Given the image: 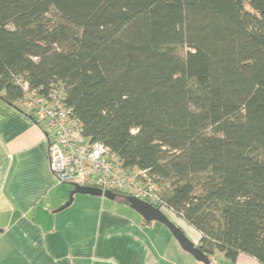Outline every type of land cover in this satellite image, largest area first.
I'll return each instance as SVG.
<instances>
[{"label":"trees","instance_id":"trees-1","mask_svg":"<svg viewBox=\"0 0 264 264\" xmlns=\"http://www.w3.org/2000/svg\"><path fill=\"white\" fill-rule=\"evenodd\" d=\"M23 82L148 171L210 263L264 264V0H0V98L25 111Z\"/></svg>","mask_w":264,"mask_h":264},{"label":"crops","instance_id":"crops-1","mask_svg":"<svg viewBox=\"0 0 264 264\" xmlns=\"http://www.w3.org/2000/svg\"><path fill=\"white\" fill-rule=\"evenodd\" d=\"M29 113L0 98V264H205L130 205L85 193L67 205L75 186L53 174ZM170 215L197 245L199 231ZM210 264L262 263L217 252Z\"/></svg>","mask_w":264,"mask_h":264},{"label":"built area","instance_id":"built-area-1","mask_svg":"<svg viewBox=\"0 0 264 264\" xmlns=\"http://www.w3.org/2000/svg\"><path fill=\"white\" fill-rule=\"evenodd\" d=\"M22 85V104L34 114L45 133L50 166L60 182L123 191L149 202L157 199L159 188L148 171L127 172L108 146L86 139L59 87L42 94L27 82Z\"/></svg>","mask_w":264,"mask_h":264},{"label":"water","instance_id":"water-1","mask_svg":"<svg viewBox=\"0 0 264 264\" xmlns=\"http://www.w3.org/2000/svg\"><path fill=\"white\" fill-rule=\"evenodd\" d=\"M75 189L72 191L70 199L67 205L71 204L76 193H85L91 195H104L110 199L115 198L113 191H103L100 188L92 186H82L73 184ZM127 199L130 201L132 208L137 210L145 220L159 221L163 223L178 241L180 246L190 254H192L197 260L210 264V258L205 254L196 243L187 235V233L161 208L155 206L153 203L140 199L136 196L129 195Z\"/></svg>","mask_w":264,"mask_h":264},{"label":"rangeland","instance_id":"rangeland-1","mask_svg":"<svg viewBox=\"0 0 264 264\" xmlns=\"http://www.w3.org/2000/svg\"><path fill=\"white\" fill-rule=\"evenodd\" d=\"M166 213H168V215L171 217V215H170V212L169 211H165ZM159 225H161V227H163L164 228V231L166 232L167 231V233L169 232L170 233V230L169 229H167L166 228V226L164 225V224H162L161 222L159 223ZM164 225V226H163ZM154 233L156 232V231H153ZM215 263V262H214Z\"/></svg>","mask_w":264,"mask_h":264}]
</instances>
